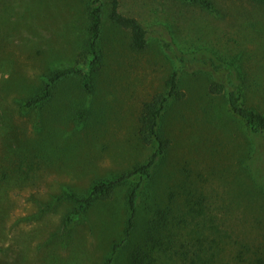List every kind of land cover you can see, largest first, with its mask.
Returning <instances> with one entry per match:
<instances>
[{"label": "rangeland", "instance_id": "obj_1", "mask_svg": "<svg viewBox=\"0 0 264 264\" xmlns=\"http://www.w3.org/2000/svg\"><path fill=\"white\" fill-rule=\"evenodd\" d=\"M89 1L0 0V264H105L123 239L130 186L69 230L74 205L59 198L85 196L150 159L157 145L141 142L138 117L174 71L186 97L163 117L171 145L146 185L137 235L152 218L176 229L158 264H264V136L252 137L228 101L232 78L243 104L264 113V5L212 0V13L176 0H120L121 13L147 29L149 48L133 50L130 33L107 23L92 91L84 74L72 75L50 103L25 109L54 70L78 65ZM211 58L224 66L215 70ZM199 243L214 254H200L202 263Z\"/></svg>", "mask_w": 264, "mask_h": 264}, {"label": "trees", "instance_id": "obj_2", "mask_svg": "<svg viewBox=\"0 0 264 264\" xmlns=\"http://www.w3.org/2000/svg\"><path fill=\"white\" fill-rule=\"evenodd\" d=\"M186 5L198 6L212 13H217V8L212 0H176ZM264 5V0H255ZM120 0H90L88 8L89 18V40L84 50L79 55V63L74 68L57 69L49 76L46 85L38 93L23 102V107L27 110H38L50 103L53 99L56 88L72 75L84 74L83 87L89 92L92 91L90 83V73L98 69L103 63L101 51V41L104 37L107 23L128 31L131 37V47L137 52H144L150 46V39L147 29L137 19L124 15L120 11ZM165 46H168L165 44ZM180 64L189 63L186 58L178 57ZM83 63H80L82 62ZM195 56L191 62H199ZM215 70H220L221 65L211 58L209 60ZM233 73V71H231ZM232 76V75H231ZM232 88L228 93V101L231 113L248 128L250 135L254 138L264 136V113L254 110L243 104V95L238 87H235L233 79L228 80ZM166 91L155 93L150 100L146 101L138 117V135L144 145L150 146L156 144L157 148L150 159L143 163L133 166L130 170L114 177L97 181L85 196L75 192H66L60 196L59 201L64 200L72 202L74 205L72 211L66 216L64 227L71 229L94 204L103 201H110L119 187L130 186L126 210L127 220L123 234V239L116 243L111 250L105 264H115L117 256L124 251L128 252L127 264H158V260L166 255V239L170 238L172 231L176 229L169 228L167 220H147L140 237H138L139 224V205L146 194V185L151 183L155 177L156 167L159 161L163 160L167 150L171 145L169 138H166L162 131V120L167 111V107L172 100L180 101L186 97L184 91L180 89L179 73L174 71L166 81ZM225 85L214 83L211 91L222 93ZM257 161V160H255ZM157 217V216H156ZM155 218V217H154ZM203 234V233H202ZM202 236V235H201ZM211 249H206L199 243V250L194 253L202 263L204 260L200 254L211 253Z\"/></svg>", "mask_w": 264, "mask_h": 264}]
</instances>
